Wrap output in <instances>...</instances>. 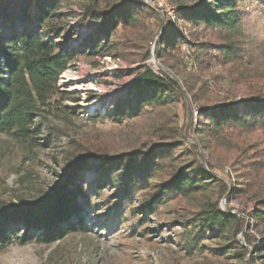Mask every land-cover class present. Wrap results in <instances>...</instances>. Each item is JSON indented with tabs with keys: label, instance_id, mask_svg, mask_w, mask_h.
<instances>
[{
	"label": "trees",
	"instance_id": "trees-1",
	"mask_svg": "<svg viewBox=\"0 0 264 264\" xmlns=\"http://www.w3.org/2000/svg\"><path fill=\"white\" fill-rule=\"evenodd\" d=\"M74 1L0 0V134L34 140L49 117L69 114L63 103L74 98L62 93L58 83L81 55L123 58L125 43L133 38L154 42L150 28L149 39L138 36L146 21L162 26L158 12L142 0H82L80 20L71 31L76 15L64 8ZM169 2L180 24L163 30L155 54L174 77L139 66L137 81L102 117L117 124L151 122L148 137L159 141L121 154L89 140L72 142L64 183L32 204L0 211V252L14 242L52 244L84 230L93 198L103 197L111 213L128 210L132 218L153 215L161 205L181 199L197 208L181 237L187 250L208 249L204 241L216 230L218 238L230 241L229 253L246 259L250 251L240 241L246 220L222 210L215 200V189L223 197L229 187L207 171L196 147L170 141L169 132L178 137L183 126L180 116L172 119L169 110L190 101L199 113L197 135L204 148L211 155L215 146L239 153L230 165L238 176L246 174L238 193H253L256 210L251 217L261 237L258 246L250 233L245 239L264 260V152L254 143L244 144L249 136L264 133V83L243 76L246 50L238 28L240 5L251 2L264 9V0ZM90 20L97 22L95 30L78 39L79 27ZM182 25L187 36L180 31ZM118 34L122 39L116 40ZM150 57L151 48L140 62ZM218 68L223 75L212 72ZM88 176L92 179L87 181ZM136 200L139 208L133 207Z\"/></svg>",
	"mask_w": 264,
	"mask_h": 264
},
{
	"label": "rangeland",
	"instance_id": "rangeland-1",
	"mask_svg": "<svg viewBox=\"0 0 264 264\" xmlns=\"http://www.w3.org/2000/svg\"><path fill=\"white\" fill-rule=\"evenodd\" d=\"M192 1L185 0L186 3ZM142 2L161 16V28L153 27L152 21H146L144 29L138 31L142 32L138 36L143 34V38L149 39L148 30H153L155 39L152 44L133 38L125 43L123 58L81 55L64 74H71L79 82L87 84L88 91L83 93L69 90L73 81L65 87L58 83L62 93L74 98L63 103L69 114L49 117L47 126L41 128L34 140L24 141L14 135L0 134V211L32 204L64 183L74 141L89 140L105 147L112 154L131 152L146 141H159L156 137H148L151 134V122L141 119L117 124L102 118L106 110L125 97L129 87L137 81L136 70L139 66L148 65L156 72L174 77L173 72L159 62L155 52L163 37V30L168 29L172 23H178L176 12L163 16L155 4L159 0ZM82 3V0H75L64 8L65 12L72 10L76 15L71 21V31L80 20L78 15ZM240 6L242 19L238 28L246 50L243 76L247 77L248 82L259 80L264 83V9L251 2H244ZM172 7L176 10L174 5ZM96 26L95 20L81 25L78 39L94 31ZM180 31L186 36L189 32L183 25ZM120 39L121 34H118L116 40ZM149 48L151 57L141 63ZM182 51L189 53L186 45ZM212 72L222 73L219 68ZM247 86L244 84L243 88L248 90ZM184 104L169 110L172 119L176 113L180 116V124L183 126L178 137H173L175 132H169L170 141L180 140L188 146L196 147L207 171L229 187V192L223 197L215 189V200L219 201L222 210L246 220L244 238L240 235L241 243L250 251L246 259L229 253L226 246L230 245V241L218 238L216 230H211L204 241L208 249L201 246L187 250L181 237L185 223L197 212V208L184 200L169 201L161 205L153 215L139 213L132 218L128 210L118 215L111 213L104 206V198L98 197L92 200L93 207L84 230L69 234L52 244L14 242L0 252V264H250L248 260L252 259L253 264H264V260L252 251L245 239L246 234L250 233L257 238L258 246L261 237L251 217L256 210L253 193H238V187L243 184V176L246 174L238 176L230 165L239 153L235 148L222 152L215 146V152L211 155L197 135L200 118L196 106L190 101ZM249 143L258 145L264 152V133L249 136L244 144ZM91 179V176L86 178L87 181ZM107 193L109 197L113 196L111 189ZM133 207L139 208L138 200Z\"/></svg>",
	"mask_w": 264,
	"mask_h": 264
},
{
	"label": "bare ground",
	"instance_id": "bare-ground-1",
	"mask_svg": "<svg viewBox=\"0 0 264 264\" xmlns=\"http://www.w3.org/2000/svg\"><path fill=\"white\" fill-rule=\"evenodd\" d=\"M165 1L168 3V0H165ZM173 10H175V9L173 8ZM160 12H161V14H163L162 11H160ZM166 13H168V15H173L175 13V11L172 13V9H165L164 14H166ZM61 77H63L62 80H59L60 85L62 83L61 87H63V86L65 87L67 84H69L71 81H73L69 90L80 91V92L86 93L89 89L87 84H85L84 82H79V79L75 78L71 74H63ZM61 77H60V79H61Z\"/></svg>",
	"mask_w": 264,
	"mask_h": 264
},
{
	"label": "built area",
	"instance_id": "built-area-1",
	"mask_svg": "<svg viewBox=\"0 0 264 264\" xmlns=\"http://www.w3.org/2000/svg\"><path fill=\"white\" fill-rule=\"evenodd\" d=\"M156 6L159 7V9L162 11L164 16L165 9H172V13L174 12L172 5L170 3H167L165 0H159V2L155 3Z\"/></svg>",
	"mask_w": 264,
	"mask_h": 264
},
{
	"label": "water",
	"instance_id": "water-1",
	"mask_svg": "<svg viewBox=\"0 0 264 264\" xmlns=\"http://www.w3.org/2000/svg\"><path fill=\"white\" fill-rule=\"evenodd\" d=\"M162 71H164V70L162 69ZM244 233H245V232H243V233H242V235H241V236H242V238H244Z\"/></svg>",
	"mask_w": 264,
	"mask_h": 264
}]
</instances>
